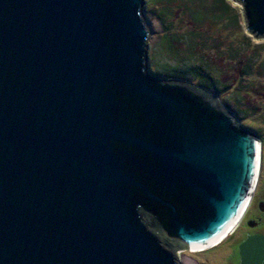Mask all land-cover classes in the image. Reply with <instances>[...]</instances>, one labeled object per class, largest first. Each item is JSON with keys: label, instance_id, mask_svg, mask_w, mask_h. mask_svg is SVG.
<instances>
[{"label": "water", "instance_id": "95a60500", "mask_svg": "<svg viewBox=\"0 0 264 264\" xmlns=\"http://www.w3.org/2000/svg\"><path fill=\"white\" fill-rule=\"evenodd\" d=\"M264 35V0H237ZM145 0H0V264H180L237 225L262 141L148 72ZM165 234V241L151 229ZM264 236L239 245L264 264Z\"/></svg>", "mask_w": 264, "mask_h": 264}, {"label": "rangeland", "instance_id": "374dc122", "mask_svg": "<svg viewBox=\"0 0 264 264\" xmlns=\"http://www.w3.org/2000/svg\"><path fill=\"white\" fill-rule=\"evenodd\" d=\"M143 14L150 31L148 72L185 81L217 97L262 141L256 191L230 234L200 250L166 246L180 264H235L234 245L243 224L258 209L257 199L264 198V35L247 30L237 0H145ZM151 230L165 241L164 233Z\"/></svg>", "mask_w": 264, "mask_h": 264}, {"label": "flooded vegetation", "instance_id": "af4514ba", "mask_svg": "<svg viewBox=\"0 0 264 264\" xmlns=\"http://www.w3.org/2000/svg\"><path fill=\"white\" fill-rule=\"evenodd\" d=\"M257 204H258V209L255 211V213L253 214L251 219L247 220L243 224V231L241 233V237L236 241V244L234 245V252L236 255L235 264H240V262H239V245L248 235L255 234V235L264 236V232H263V230H264V212L261 211V209L264 208V206H263L264 205V198H258ZM263 263H264V260H263Z\"/></svg>", "mask_w": 264, "mask_h": 264}, {"label": "bare ground", "instance_id": "6f19581e", "mask_svg": "<svg viewBox=\"0 0 264 264\" xmlns=\"http://www.w3.org/2000/svg\"><path fill=\"white\" fill-rule=\"evenodd\" d=\"M220 242V241H219Z\"/></svg>", "mask_w": 264, "mask_h": 264}]
</instances>
